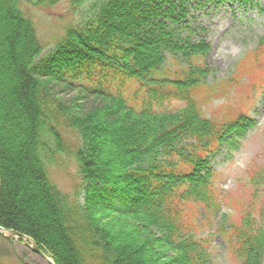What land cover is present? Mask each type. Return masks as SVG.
<instances>
[{
  "label": "trees",
  "instance_id": "obj_1",
  "mask_svg": "<svg viewBox=\"0 0 264 264\" xmlns=\"http://www.w3.org/2000/svg\"><path fill=\"white\" fill-rule=\"evenodd\" d=\"M86 1L0 0V229L53 264H213V236L238 264H264V168L249 167L236 200L211 168L255 122L205 113L263 83L264 37L208 83L210 46L186 21L190 0H104L41 57L21 6ZM63 130L80 143L71 155L82 191L70 195L48 174L68 152Z\"/></svg>",
  "mask_w": 264,
  "mask_h": 264
},
{
  "label": "rangeland",
  "instance_id": "obj_2",
  "mask_svg": "<svg viewBox=\"0 0 264 264\" xmlns=\"http://www.w3.org/2000/svg\"><path fill=\"white\" fill-rule=\"evenodd\" d=\"M103 1L87 0L79 9L70 8L67 2L45 8L22 5L24 15L32 21L44 47L41 57L53 49L67 27L87 21ZM186 21L195 25L197 39H204L209 44L210 50L204 61L212 72L207 82L217 83L229 77L236 63L264 37V0H190ZM70 93L69 96H73L76 92ZM237 95L242 97L237 98ZM231 96L227 106L222 105L225 98L214 99L205 113L212 116L230 110L245 111L255 122L242 138L225 143L211 160L216 185L226 194H232L236 200L246 197V172L249 167L264 168V81L251 94L243 86L234 88ZM101 130L102 135L110 132L103 126ZM63 137L68 152L49 167L48 174L52 184L62 193L70 195L82 191L76 163L71 155L80 143L69 130H63ZM205 229L213 230L214 225L206 224ZM8 240L0 234V264H21V260L26 264H47L23 244ZM211 252L213 264H238L219 236L212 237Z\"/></svg>",
  "mask_w": 264,
  "mask_h": 264
},
{
  "label": "water",
  "instance_id": "obj_3",
  "mask_svg": "<svg viewBox=\"0 0 264 264\" xmlns=\"http://www.w3.org/2000/svg\"><path fill=\"white\" fill-rule=\"evenodd\" d=\"M0 234H3V236L6 238H14L15 240H21V243L23 244V246L29 248L35 255L40 257L42 260H44L48 264H53L51 260L48 259L47 256H45L41 251L38 250L35 242L29 237L21 233L15 232L13 230H1L0 229Z\"/></svg>",
  "mask_w": 264,
  "mask_h": 264
}]
</instances>
